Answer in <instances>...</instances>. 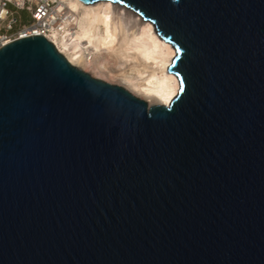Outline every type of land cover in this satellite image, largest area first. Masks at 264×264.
<instances>
[{"label":"water","instance_id":"95a60500","mask_svg":"<svg viewBox=\"0 0 264 264\" xmlns=\"http://www.w3.org/2000/svg\"><path fill=\"white\" fill-rule=\"evenodd\" d=\"M81 1L153 24L179 91L1 48L0 264H264V0Z\"/></svg>","mask_w":264,"mask_h":264},{"label":"bare ground","instance_id":"6f19581e","mask_svg":"<svg viewBox=\"0 0 264 264\" xmlns=\"http://www.w3.org/2000/svg\"><path fill=\"white\" fill-rule=\"evenodd\" d=\"M59 2L70 12L74 29L69 37L53 42L72 66L81 71L92 68L102 81L148 107L169 106L179 91V80L170 71L176 52L153 24L110 2Z\"/></svg>","mask_w":264,"mask_h":264},{"label":"built area","instance_id":"2783aa9c","mask_svg":"<svg viewBox=\"0 0 264 264\" xmlns=\"http://www.w3.org/2000/svg\"><path fill=\"white\" fill-rule=\"evenodd\" d=\"M70 16L59 0H0V49L33 36L44 37L57 49L53 40L69 37L74 29Z\"/></svg>","mask_w":264,"mask_h":264},{"label":"rangeland","instance_id":"374dc122","mask_svg":"<svg viewBox=\"0 0 264 264\" xmlns=\"http://www.w3.org/2000/svg\"><path fill=\"white\" fill-rule=\"evenodd\" d=\"M24 21H27V20H23V22ZM22 22V23H23ZM83 72H85V73H87V74H89L92 78H94V79H97V80H101L102 81V79H100L99 77H102L101 75H99V74H95V71L92 69V68H87V69H85V71H83ZM93 75V76H92ZM95 76V77H94ZM97 77V78H96ZM103 82H106V81H104L103 80ZM106 83H108V84H111L112 85V83H110V82H106Z\"/></svg>","mask_w":264,"mask_h":264},{"label":"trees","instance_id":"16d2710c","mask_svg":"<svg viewBox=\"0 0 264 264\" xmlns=\"http://www.w3.org/2000/svg\"><path fill=\"white\" fill-rule=\"evenodd\" d=\"M27 21H24L23 23H26Z\"/></svg>","mask_w":264,"mask_h":264}]
</instances>
